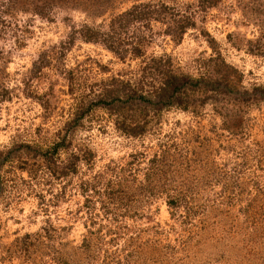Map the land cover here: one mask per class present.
<instances>
[{
    "label": "rangeland",
    "instance_id": "obj_1",
    "mask_svg": "<svg viewBox=\"0 0 264 264\" xmlns=\"http://www.w3.org/2000/svg\"><path fill=\"white\" fill-rule=\"evenodd\" d=\"M0 264H264V0H0Z\"/></svg>",
    "mask_w": 264,
    "mask_h": 264
},
{
    "label": "trees",
    "instance_id": "obj_2",
    "mask_svg": "<svg viewBox=\"0 0 264 264\" xmlns=\"http://www.w3.org/2000/svg\"><path fill=\"white\" fill-rule=\"evenodd\" d=\"M87 37L88 39H90L91 36L88 35ZM181 83L183 84H180V79L178 77H175L174 75L169 76V78L165 81L163 87L160 88L161 96L157 98V103H162V105H168L170 103V98L173 93L177 92L180 87L185 85V81ZM116 127L121 132L127 134V130L124 129L125 127L122 124H118Z\"/></svg>",
    "mask_w": 264,
    "mask_h": 264
}]
</instances>
